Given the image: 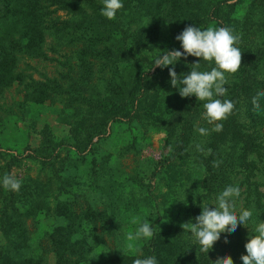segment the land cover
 <instances>
[{
  "label": "trees",
  "instance_id": "1",
  "mask_svg": "<svg viewBox=\"0 0 264 264\" xmlns=\"http://www.w3.org/2000/svg\"><path fill=\"white\" fill-rule=\"evenodd\" d=\"M122 3L116 18L109 20L101 15L102 0H0V93L15 85L23 100L57 103L71 122L68 137L78 154L90 151L113 122L145 130L159 124L166 149L160 178L167 192L162 197L167 202L174 198L177 212L168 221L151 222L154 235L143 239L140 258L155 256L157 264H213L218 257L231 256L234 264H243L245 244L264 221V97L259 110L252 102L264 91V0ZM187 26L228 27L240 37L236 46L242 52V65L227 77V93L214 97L234 103L232 114L220 122V132L211 130L214 125L200 123L205 102L194 95L181 97L171 85L173 66L153 67L164 51H183L175 37ZM57 56L66 58L65 69L54 76H33L32 60ZM197 62V57H182L174 66L177 75L189 73ZM212 67L214 63L201 60L198 70ZM200 127L209 134L201 136ZM31 150L41 164L52 168L60 156H54L55 146L50 144ZM18 161L17 155L0 150V181ZM86 167L92 171H85L84 178L96 180L109 168L102 161ZM107 176L102 177L104 183L115 186L112 190L105 186L102 193L107 194L102 195L109 201L120 200L122 184ZM61 180L56 173L54 180L24 184L19 191L0 183V232L5 235L0 234V264H48L50 254L53 264H83L95 247L105 245L106 237L114 234L113 209L109 215L88 198L84 206L74 201L73 208L68 199H58ZM228 185L240 188V196L234 198L237 214L247 209L253 215L247 227L238 225L234 233H221L213 249L202 253L182 225L195 222L205 205L213 209ZM51 211L63 223L59 221L45 235L36 247L39 251L31 252L35 247L27 220ZM137 256L108 252L111 264H133Z\"/></svg>",
  "mask_w": 264,
  "mask_h": 264
},
{
  "label": "rangeland",
  "instance_id": "2",
  "mask_svg": "<svg viewBox=\"0 0 264 264\" xmlns=\"http://www.w3.org/2000/svg\"><path fill=\"white\" fill-rule=\"evenodd\" d=\"M49 55L52 52H48ZM66 58L60 56L51 60H32V73L35 78L54 76L58 69H65ZM152 68L151 71H153ZM201 114V124L212 127ZM158 123V122H157ZM71 122L65 114L60 113L59 105L49 101H26L22 92L15 85H7L0 93V150L17 155L19 161L12 167L10 174L24 184H40L54 180L56 173L62 180L58 184V199H68L73 204L85 205L88 198L95 207L112 214L116 230L111 237H106V244L95 247L83 264H111L108 252L111 249L119 253H137L143 239L128 240L129 233L134 234L141 223L159 219H173L177 210L174 198L167 202L163 194L167 192L160 175L164 174L165 136L159 124L145 129H131L123 122H113L107 129L105 137L96 143L90 151L76 153L68 135ZM41 144L55 146L54 156L59 154L55 167L41 164L40 158L31 149ZM72 159L70 162L67 158ZM106 162L107 173L94 178H84L87 163ZM87 169V170H86ZM99 173V172H98ZM122 184L121 199L109 201L105 186L112 190L115 182L104 183V176ZM96 180V182H95ZM79 210V209H77ZM52 213V214H51ZM40 212L33 219H28L29 237L36 252L38 244L51 231L62 217L52 211ZM133 218L137 223H133ZM2 234L4 238L5 235ZM121 242L116 245L117 240ZM116 241V242H115ZM131 245V247H129ZM38 250V249H37ZM141 250V249H140ZM39 251V250H38ZM48 264H53L52 254L48 255Z\"/></svg>",
  "mask_w": 264,
  "mask_h": 264
},
{
  "label": "clouds",
  "instance_id": "3",
  "mask_svg": "<svg viewBox=\"0 0 264 264\" xmlns=\"http://www.w3.org/2000/svg\"><path fill=\"white\" fill-rule=\"evenodd\" d=\"M102 3L101 15L109 20H114L117 12L123 8L122 0H102ZM175 39L180 42L183 51L177 49L164 51L154 60L153 67L163 69L173 66L169 68L171 85L178 89L181 97L194 95L198 101L205 102L203 118L209 125H214L212 131L220 132L223 129V124L220 122L232 114L234 103L214 97H222L227 93L225 87L227 77L238 72L242 65V52L236 46L240 37L233 34L228 27H209L201 30L196 26H187ZM188 56L199 58V62L192 64L193 68L189 73L183 76L177 75L175 64L182 57L186 59ZM201 60L209 64L214 63L215 67L210 71H199ZM261 97H264V91H259L253 97L252 102L257 110L260 109ZM197 131L201 136L209 134V130L203 127L198 128ZM197 149L202 151L199 145ZM214 166L218 167L219 162H215ZM0 183L10 191H19L21 187V181L11 174H5ZM239 196L238 186H226L217 196L213 209L205 205L201 214L195 217V222L189 221L182 225L191 233L194 243L199 245L200 252L208 254L219 240L221 233H234L238 225L247 227L253 213L251 210L242 209L237 214L234 198ZM132 222L137 223V220L133 218ZM255 233L245 244L247 254L240 257L243 264H264V221L255 226ZM153 235L151 222L146 220L140 224L134 234L129 233L127 239L130 241L151 239ZM137 253L138 256L133 264H157L155 256L140 258L142 250L137 249ZM213 264H234V261L231 256H225L218 257Z\"/></svg>",
  "mask_w": 264,
  "mask_h": 264
}]
</instances>
